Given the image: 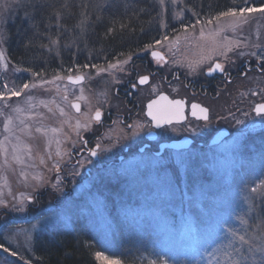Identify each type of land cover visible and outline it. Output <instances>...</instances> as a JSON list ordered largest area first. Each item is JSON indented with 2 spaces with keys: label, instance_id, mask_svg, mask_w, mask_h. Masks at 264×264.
<instances>
[{
  "label": "rangeland",
  "instance_id": "obj_1",
  "mask_svg": "<svg viewBox=\"0 0 264 264\" xmlns=\"http://www.w3.org/2000/svg\"><path fill=\"white\" fill-rule=\"evenodd\" d=\"M151 1L156 7L155 19L161 29V37L163 38L164 35L168 36V40L164 41L165 48L170 60V72L176 80L196 83L204 78V71L208 70L214 61L226 62L234 58L239 60L248 58L249 61L246 62L249 63L253 60H259L264 67V58H261V54L264 53V14H251L247 22H238L231 17H226L218 25L216 22L208 25L206 23L207 20L201 18L204 23L196 25L195 30L189 27L188 32H185L184 27L194 24L198 17L193 15L192 10L185 8V0H180L175 5L171 3V0H165L164 7H161L156 0ZM256 1L258 3L260 0ZM242 7H245V5L238 8ZM161 22H163L164 26H162ZM217 27L221 30L219 36L215 35ZM201 30L205 33L203 40L200 39ZM224 37L232 41L229 46L233 49L227 53L226 57L219 54L224 50L220 47V45L226 43ZM236 41L239 42V46L235 43ZM77 42V40L72 41L71 36L67 35L64 43L57 44L51 52L45 49L46 56L39 59L37 64L38 69L41 68V70H36L35 65H31L33 63L23 64L24 67L16 66L18 68H31L32 72L40 73L49 69L46 73L44 71L42 77H36L35 80L31 72H17L11 63L8 64L7 71L0 68V91H4L5 84L9 88H19L22 87L23 83L31 84L41 79L52 80L56 73L65 77L64 80L55 81L52 84H38L36 88H29L21 93L20 97H13L8 101L9 104L20 106L24 109L19 116L29 126L31 137L29 138V136L20 132H17V135L32 148L34 160L30 162L33 167L26 169L28 178L24 180L20 178L18 168L15 171L12 168H5L3 158L0 157V200L8 205L7 208L0 207V244L7 247L9 252L14 251L17 253V255H9L8 252H4L0 248V264H24L25 260L28 261V264H31L30 262L34 260L32 245L36 237L49 232L53 233L59 229L75 231L80 228H86L105 239V242H110L112 235L118 231V220L114 219L116 215L119 220H136L139 225L149 218V221L156 227L164 230L163 247H171L176 240H180L181 246L187 247L189 242L182 234L187 232L190 216L180 217L179 222L175 223V226L167 224L163 218L150 217L152 213L157 214L167 208V206L170 209L177 207L173 202L168 204V197H166L167 201L164 200L168 193L176 191L177 179L179 178L180 182H183V177L190 169L198 173L203 166L207 167L206 174L209 179L203 180L197 177L194 183L193 194H195L197 197L196 201L199 203L200 197L216 188V186H225L227 182V185H229L231 180L238 175L242 176V178L240 176L241 180H252L264 169V165L260 162V152L261 149H264V122L261 121V118L253 115L252 109L257 99H253L251 96L252 92L256 91L258 92L257 97L262 98V101H264V76L259 80V87L251 86L254 89L248 93L243 91L240 93L242 95L240 99L234 102L231 101L232 103L229 104L228 108L229 111L222 107L217 108L219 105H224L222 97H225L224 100L227 101L232 93L240 92L242 86L248 85L250 82L249 79H241V81L239 79V81L219 87L221 90L219 101L204 100L205 103L211 105L213 116L215 114L222 115L221 119L218 116L212 117L210 122L204 124L206 128H212L218 120L224 121L227 125L229 121L232 134L223 143L224 145L213 148L207 155H201V157L196 154L197 145L192 147L191 150L189 149V152L185 151L186 153L176 154L174 151H168L161 158H155L146 154L147 152L142 154L134 151L119 164L120 171L133 169L130 174H127L129 177H127L128 182L125 185L127 184V186L134 188L139 186L144 190L143 192L153 196L165 195L154 201L151 206L124 208V204L122 205L121 201L123 197H119L118 193H114L116 191H110V189H105L102 186L107 181L104 176L108 174V170H112L106 164L111 160H115L117 154L123 153L125 145H133L132 143L139 142L143 137V129L138 130L139 134L132 137L133 129L128 128L129 124L118 128L113 127L101 136L100 140L102 142H94L103 143L101 148L110 149L109 151L101 152L99 149V159H91L84 154V146L91 144L89 142L87 144V140H90L91 136L97 135L99 128L97 123L92 121V127L89 130L85 131L81 128L79 135H77L74 127L76 121L79 119L83 123L84 114L89 113L90 108L94 112L96 108L104 107L102 102H104L108 81L112 82L113 76L119 70L113 69L111 74L100 72L97 75L99 69L92 67V65L107 68L109 62L115 64L118 61L114 58L110 61L105 60V56L101 59L98 58L99 62L95 60L93 64L89 63V65L86 63L89 67H83L88 59H93V53L91 54L85 48L80 49L77 46ZM66 44H71V47L66 48ZM0 50L3 51L5 60L9 61L5 43L0 45ZM69 56L75 57L76 63V57H81V64H74V61L68 58ZM202 58L209 59H204V62L200 63ZM127 59L128 57L122 61ZM52 62L53 64L48 68V65ZM66 62L69 64L67 67L77 66L73 67L70 73L63 70L59 71L57 68H61ZM123 66L125 67V65ZM190 66L196 70L190 71ZM67 67L66 69H68ZM78 74L85 76L83 84L71 85L66 81L68 75ZM177 83L179 85L178 81ZM250 85H252L251 82L249 83ZM65 89H67L68 93L67 102L63 100ZM81 89L83 90L82 93ZM81 94L85 99L77 100V97L81 96ZM28 96L32 97L31 107L26 103ZM73 101L81 103L80 113H76L71 108ZM2 103L0 102V104ZM234 106L239 107V109L231 111ZM59 108H63L66 113L71 115L72 119L68 123H61L66 117L59 115ZM244 112H249L250 116H244ZM32 114H35L33 118L28 119V116ZM13 115L15 116L16 114ZM136 117L139 116L136 115L130 124L141 123L140 118ZM236 119L243 120L247 128L243 124L237 125ZM256 120L261 121L259 130L262 131V137L246 135L249 132V125ZM3 121L4 117L0 116V140L3 139ZM142 121V123H146L144 119ZM15 123L23 127V125H19L18 120ZM190 124L189 121L179 128L169 127L167 131L163 130L160 134L164 139L177 137L185 131H190V134L196 137L200 136V126L197 125V130L192 131L193 127ZM37 126L49 129L47 135L36 133L34 129ZM52 127L61 128L62 131L53 134L50 131ZM240 129H244L243 134H241ZM57 139L61 141L60 144L55 142ZM49 140L51 143H49ZM128 140L130 141L128 142ZM237 140L239 141L238 143L236 142ZM57 151L61 152V156H56ZM9 152H11V146H9ZM49 154H51L52 160L47 159ZM41 156L45 159V164L43 165L39 163ZM86 158L91 159L92 163H86L81 166L78 161H83ZM180 161H183V163H180ZM53 162L59 163V172L52 167ZM152 163L156 164L155 169L151 167ZM145 164H149V167H145ZM86 168L90 169L89 175L86 173ZM241 168L244 170L240 172ZM74 171H79L80 175H74ZM110 171V177L108 178L113 181L115 176ZM120 171L117 174L122 175L123 173ZM37 173L44 178V182L39 187H37V182L32 179V176ZM34 188L36 189L35 191H33ZM25 197H31L32 203H28L24 199ZM109 198L116 203L117 211H111L110 206L112 204H109ZM20 202H23L25 211L12 210V206L14 204L18 205ZM228 203H232V199ZM57 215L62 219L55 226L47 222L48 218ZM191 222L194 223V221ZM33 225L36 227H32ZM182 239L183 243L181 242Z\"/></svg>",
  "mask_w": 264,
  "mask_h": 264
},
{
  "label": "trees",
  "instance_id": "obj_2",
  "mask_svg": "<svg viewBox=\"0 0 264 264\" xmlns=\"http://www.w3.org/2000/svg\"><path fill=\"white\" fill-rule=\"evenodd\" d=\"M68 2L71 5L70 11L73 15L62 19L61 23L64 27L60 29V35L56 34L55 18H53L49 21L52 25L50 29L43 28L41 25L47 35L38 38L35 46L27 52L23 44L26 42L25 30L28 28V21L21 18L23 12L11 14L6 23L10 39L5 43L6 54L11 64L23 66V64L33 63L31 65H35L36 70H41V68L38 69V60L44 58L46 52L45 48L40 47V44H49L48 36L57 40V44L64 43L67 35L71 36L72 41L77 40V46L80 49L85 48L91 54L93 53V59H88L85 64H93L95 60L99 62L98 60L104 56L105 60L110 61L121 53L125 55L134 52L144 43L145 39L161 37V29L155 19L156 7L151 0H68ZM126 5L127 7H125ZM243 5L261 6L264 5V0H260L258 3L256 0H185L184 6L186 9H191L197 13V19L208 20L218 14L219 11L227 10L228 7L238 8ZM81 14L87 17L83 32L74 27L83 18ZM97 17L100 19L98 20ZM121 23L129 27L121 31ZM109 27H114L116 30L113 35L106 34ZM65 29L71 30L66 31ZM68 58L74 61V64H81V57H76L77 63L74 60L75 57L69 56ZM52 64L53 62L48 65V68ZM67 66H69L68 62L64 63L61 68H57V66L56 68L64 72L73 68ZM47 70L49 71V69ZM47 70H43L42 73L44 71L46 73ZM202 171L205 173V170ZM203 172H198L202 177L190 169L183 177V182H180L179 178L177 179L176 191L170 192L166 196L163 194L162 196H153L143 192L144 190L139 186L136 188L129 187L127 184L125 185L128 178L117 173H111L115 176L113 181L109 180V173L105 175L104 178L107 181L102 186L105 189H110V191H116L114 193L123 197L121 201L124 208L151 206L154 201L159 200L158 198L165 196L164 200L167 201L166 197H168V204L173 202L177 207L170 209L167 206L157 214L152 213L150 217L163 218L169 225L175 226L180 217L187 215L190 216L188 220L199 225L211 214L214 218L223 217L227 219L233 230H239L240 234H243L245 225H242L237 217H242L251 224L254 217L264 212V203L261 202V198L251 193V188L254 185L241 184L240 190L234 195L237 200L232 199V203H228L232 195L231 190L227 189L226 186L213 188L202 195L198 203L193 196V189L197 177L203 180L208 179ZM245 197L248 199L246 200ZM109 200V204H112L110 206L111 211H117L116 203L112 202L111 198ZM250 204L253 206L252 211L249 210ZM114 219L118 220V231L112 235L110 242H105V239L86 228L75 231L59 229L53 233L49 232L37 236L32 245L34 260L30 263L102 264L101 261L95 259V253L99 251L103 255L120 260L121 264H149L150 261L157 259H165L171 264L173 258L177 264H189V259L192 256L190 245L184 247L176 242L169 248L163 247L164 230L156 227L149 221V218L144 220L141 225L136 220H119L117 215Z\"/></svg>",
  "mask_w": 264,
  "mask_h": 264
},
{
  "label": "snow or ice",
  "instance_id": "obj_3",
  "mask_svg": "<svg viewBox=\"0 0 264 264\" xmlns=\"http://www.w3.org/2000/svg\"><path fill=\"white\" fill-rule=\"evenodd\" d=\"M161 7H164L165 0H156ZM180 2V0H171L173 5ZM83 7V5H80ZM127 7V5L125 6ZM71 5L68 0H0V45H3L10 39V35L6 28V23L8 18L11 16L13 12H23V16L21 17L23 20L28 21V28L25 30V43L23 44L26 52L35 46L36 40L40 38L42 35H47L46 32L43 31V28L50 29L52 25L49 23L53 18H55V27L56 34L60 35V29L64 27L61 23L62 19H66L68 16L73 15L70 11ZM191 10V9H189ZM254 13L264 14V5L260 7L253 6H245L242 8L236 7H228L227 10L219 11L218 14L212 16L210 19L206 21L208 25H212L214 22L219 24V22L226 17H231L235 20L247 22L248 17ZM82 15V19H80L77 24L74 25L75 28L81 29L83 32V26L87 21V17ZM179 15V14H177ZM193 15H198L193 12ZM99 20L100 17H97ZM200 18L196 20V22L192 25L185 26L184 31L188 32V28L191 27L193 30L196 29V25L202 24ZM162 26L163 22H161ZM43 25V28L41 27ZM128 25L124 23L120 24V30L123 31L128 28ZM66 31H70L71 29H65ZM143 31V29H141ZM116 30L114 27H109L107 29V35H113ZM220 29L217 27L215 35H220ZM205 37V33L203 30L200 32V39L203 40ZM49 44H40V47L47 49L51 52L58 41L51 39V36H48ZM168 40V36L164 35L162 39L155 40L154 44H146L143 51H149L155 47V45H160L163 47V42ZM226 43L224 45H220L222 50L219 54L223 56H227V53L232 51V47L229 45L232 41H229L227 37H224ZM237 46H239V42H235ZM66 48H70L71 44H66ZM122 55V53H121ZM243 55V53H241ZM151 56L153 60L157 62L158 65L163 66L161 62L164 64L167 63L165 57L160 51H151ZM261 58H264V53L261 54ZM132 59V56L129 55L128 59L125 61H117V63L113 64L111 62L108 63L107 68H104L99 65H92L94 68H98L100 72H108L112 73L113 69H118L123 72L125 76H128L129 73L123 67V65L127 64ZM202 58L200 63L204 62ZM10 61L5 60V56L2 50H0V68L7 71L8 64ZM12 67L17 71L31 72L33 79L36 77H42L44 74L40 72H32L31 68H18L16 65H12ZM83 67L87 68L89 65L85 64ZM195 68L190 66V71H195ZM69 73L72 71L71 68L67 70ZM214 72L225 73V65L222 62L213 63L207 72V75H212ZM65 77L61 76L59 73H56L52 80L41 79L38 82L34 83H23L22 87L19 88H9L7 84L4 85V91H0V116L4 117L2 132L3 139L0 140V157L3 158V165L5 168H12L14 171L19 169V176L21 179L27 180L28 172L26 169L33 167V164L30 163L34 160V155L32 148L21 140V137L17 135V132L23 133L29 138L31 137V133L29 131V126L24 123L23 119H20L19 114L24 111L20 106H14L9 104L13 97H20L21 93L25 92L29 88H36L39 85L43 84H52L55 81H62ZM67 81L71 85L82 84L85 77L80 75H68L66 77ZM124 81L121 79H117L113 76V83H123ZM149 82V75H139L136 80H129L130 88L132 90H139V86L145 85ZM59 91V89H57ZM83 90L81 89V93ZM255 95V93H253ZM85 99V97L81 94V96L77 97V100ZM32 97L28 96L26 103L31 107ZM63 100L65 102L68 101V93L67 89L64 90ZM185 105V101L181 99H169L168 96L159 95L156 99L150 100V102L146 105V115L150 119L151 124L146 123H134L129 124L128 128L133 129L131 136L135 137L139 134L138 130H142L146 127H152L161 129L164 128L165 125H172L175 123H180L183 119V108ZM71 108L74 109L77 113L81 112V106L79 103L72 102ZM192 112L191 114L197 120H203L205 123L210 122L209 109L206 107H202L199 104L193 103L191 105ZM10 110V111H5ZM51 111V109H49ZM255 113L256 117L261 118V121L264 122V104H258L255 108L252 109ZM90 113V114H89ZM89 113L84 114V122L82 123L79 119H77L75 124V130L77 135H79V130L83 128L85 131L89 130L92 127V121H95L97 124L102 123L103 113L99 108H96L94 112L89 109ZM13 114H16L15 116ZM33 115H29L28 119H32ZM59 115L61 117H66L65 120L61 121L62 124L68 123L72 117L70 114L66 113L63 108H59ZM244 116H250L249 112H244ZM19 121V125H23L20 127L15 123V121ZM237 125H244L247 128L245 122L241 119H236ZM71 127V125H70ZM36 133H42L45 136L49 129H45L41 126L35 127ZM50 131L55 134L57 132L62 131L61 128L52 127ZM167 131V129H165ZM244 129H240L241 134H243ZM83 139V137H81ZM57 144H60L61 141L57 139L55 141ZM239 142L238 140L236 141ZM49 143L51 141L49 140ZM9 146H11V152H9ZM97 149H100L101 152H107L110 149L101 148L98 144L96 148L89 150V156L92 158L99 159V154ZM56 156H61V152L57 151ZM48 160H52L51 154L47 157ZM260 162L264 165V149H261L260 152ZM39 163L41 165L45 164L44 157L39 158ZM78 163L83 166L86 163H92L91 159H85L83 161H78ZM183 163V161H180ZM15 166V167H13ZM52 167L60 171L59 163L53 162ZM145 167H149V164H145ZM151 167L153 169L156 168V164L152 163ZM74 175H80L79 171H74ZM32 179L37 182V187L44 182L43 176L39 173L32 176ZM257 181H245V183H255V186L251 188V193L255 196L261 198V202L264 203V171H261L260 176L257 177ZM36 189L34 188L33 191ZM25 200L28 203H32L31 197H25ZM247 200L248 198L245 197ZM0 207L7 208L8 205L5 204L2 200H0ZM12 210L14 211H25L23 202H20L18 205L14 204L12 206ZM249 210H253V206L249 205ZM240 220L242 225H245L243 234H240L239 230H233L231 224L227 219L223 217H212L209 214L199 225L188 221V229L186 234H182V236L186 237L189 242L192 256L189 259V264H264V212L257 217L253 218V223L249 224L248 221L244 220L242 217H237ZM61 217L59 215L55 217L48 218L47 222H50L55 226L57 223L61 221ZM32 227H36L33 225ZM252 229V231H249ZM27 239V237H26ZM183 243V239L181 241ZM0 248L3 249L4 252H8L9 255H17L16 252H9L7 247H4L3 244H0ZM95 259L97 261H101L102 264H121V261L115 258H111L107 255H103L101 252L95 253ZM24 264H28V261L25 260ZM149 264H170L169 261L165 259H157L155 261H150ZM171 264H177L175 259L171 260Z\"/></svg>",
  "mask_w": 264,
  "mask_h": 264
},
{
  "label": "flooded vegetation",
  "instance_id": "obj_4",
  "mask_svg": "<svg viewBox=\"0 0 264 264\" xmlns=\"http://www.w3.org/2000/svg\"><path fill=\"white\" fill-rule=\"evenodd\" d=\"M158 39H162V37L145 39L144 43L141 44L140 47L136 48L134 52L114 57V59H117L118 61L122 62V60L128 57L129 55L132 56L131 61L125 64V67L123 66L129 73V75L125 76L123 72L118 71V73L114 76L117 79L123 80L124 82L117 84L113 83L112 80V82L108 81L107 88L104 94L105 98L103 99L104 102H102L104 107L100 108L103 113L102 123L97 124L99 128V133L97 135L91 136L90 140H87V144L88 142L91 144H88V146H84L83 152L85 155L89 156L90 149L96 148L98 144L102 147L103 143L100 144L98 142H102L100 138L106 133V131H108L109 129L111 130L113 127L118 128L120 126H124L125 124H130V122L132 121V119L135 118L136 115L139 116L136 118H140L139 120H141V123L143 122L142 119H144L146 123L150 125L151 121L146 115V105L148 102H150V100L156 99L161 94L168 96L169 99H181L185 101L186 121L183 123L172 124L169 126L165 125L164 128L157 129L156 131L152 127L144 128L142 131L143 137L141 136L142 139L139 142H134L132 143L133 145H125L123 153L117 154L115 160L107 162L106 166L110 167L112 170H116L119 167V164L125 158L131 155L134 151H138L142 154L147 152L146 154L156 157L155 154L159 151L161 143L180 139L184 136L191 137L193 143L187 150H180L178 153L188 151L189 149L197 145L198 151L196 153H198L199 155H207L209 151L213 148H217L221 145H224L223 143L232 134L229 121L227 125L224 121L218 120L216 123H214L212 128L208 129V127L206 128V126L204 125L205 122L203 120H197L196 118L190 117V106L193 103H196L208 108L210 121L212 120V117L216 116L220 117L221 119L222 115L215 114L213 116L211 105L209 103H205L204 100H214V102L219 101V96L221 94V90L219 88L220 86H225V84H231L234 81H239V79L240 81L241 79H249L252 85L249 86L250 82L248 83V85H243L241 91L236 94L232 93L231 97L228 98L227 101L224 100L225 97H222L224 105H219L217 106V108L222 107L223 109L229 111L228 108L229 104L232 103L231 101L234 102L237 101V99H240L242 97L240 93H242L243 91L245 93H248L252 89H254L251 88V86L259 87V80L262 76H264V67L261 61L259 62V60H253L251 63H249L246 62L249 61L248 58L244 60L234 58L231 61H226L227 63L222 62L225 65V73L214 72L212 75H207L208 70H206L204 71V78L196 83H187L188 81H183L179 79L176 80L175 78H173L172 73L169 69L170 60L168 57V52L165 48V42H163V47H161L160 45H155V47L149 51L142 50L146 44H154L155 40ZM152 50L162 52L167 63L164 64L163 62H161L163 66L158 65L157 62L153 60L151 56ZM215 62L217 61H214L213 63ZM139 75H149V82L145 85L139 86V90H132L128 81L136 80ZM177 81L179 82V85ZM177 89L178 91H176ZM253 93H255V95H253ZM257 93L258 92L253 91L251 95L253 99H257V102L254 104L253 108H255V106L258 104H264V101H262L263 99L257 97ZM238 109L239 107L234 106L233 110L231 111H237ZM253 115H255L254 112ZM189 121L191 123L190 125L193 127L192 131L197 130V125L200 126V136L196 137L194 135H191L190 131H185L177 137L164 139L160 134L161 131L168 129L169 127L179 128ZM260 127L261 121L256 120L249 125L248 129L252 135L261 136L262 131L259 130ZM222 128L228 129L229 134L225 136L219 143L211 144L212 139ZM148 132L154 133V138H148ZM130 140H128V142ZM95 141L98 142L94 143ZM140 147L143 148L142 152L139 151ZM97 151H99V149H97ZM168 151L173 150L165 149L162 156ZM162 156L156 158H161ZM119 157H122L123 159L120 161ZM90 158L95 159L92 157ZM86 173L87 175L90 174L89 168L86 169Z\"/></svg>",
  "mask_w": 264,
  "mask_h": 264
},
{
  "label": "water",
  "instance_id": "obj_5",
  "mask_svg": "<svg viewBox=\"0 0 264 264\" xmlns=\"http://www.w3.org/2000/svg\"><path fill=\"white\" fill-rule=\"evenodd\" d=\"M184 112H185V105H184V108H183V119L181 120V122L185 119ZM191 112H192V109L190 111V115L193 117V115L191 114ZM226 134H228V131L227 130H222L211 141V143H218ZM148 137L149 138H154V133H151ZM191 142L192 141H191L190 138L184 137V138H182L181 140H178V141H172V142H169V143H163V144L160 145V148H161V150H163L165 147L179 150V149H183V148H188L190 146Z\"/></svg>",
  "mask_w": 264,
  "mask_h": 264
}]
</instances>
